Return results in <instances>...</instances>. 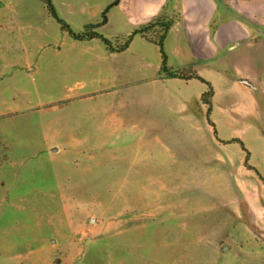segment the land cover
<instances>
[{
  "label": "rangeland",
  "instance_id": "1",
  "mask_svg": "<svg viewBox=\"0 0 264 264\" xmlns=\"http://www.w3.org/2000/svg\"><path fill=\"white\" fill-rule=\"evenodd\" d=\"M53 3L85 30L75 0ZM106 51L43 0H0V264H264V72L238 78L256 105L213 80V128L202 101L177 115L170 94L205 85L155 81L158 45Z\"/></svg>",
  "mask_w": 264,
  "mask_h": 264
},
{
  "label": "crops",
  "instance_id": "2",
  "mask_svg": "<svg viewBox=\"0 0 264 264\" xmlns=\"http://www.w3.org/2000/svg\"><path fill=\"white\" fill-rule=\"evenodd\" d=\"M114 1L75 0V12L78 13L77 30L83 31L88 25L99 24L103 12ZM170 8L177 11L179 17L164 40V51L167 52L170 63L168 69L171 72L191 69L209 82L213 87V104L219 96L213 81L216 80L227 87V94H223L226 104L239 102V97L242 96L256 105L257 100L253 93L257 90L256 86H250L247 81L246 85L242 81L246 85L244 87L238 78L242 76L250 80H260L263 76L264 52L262 54L258 50L262 48H256L259 47L256 39L264 36V0H120L117 6L109 10L107 23L98 31L100 34L107 32V37L102 35L111 40L129 37L135 30L152 22L165 9ZM43 19L44 25H35L41 31H45L47 27V21ZM135 40L153 47L157 45L155 40L138 35L126 51H106L104 58L110 56V59H117L119 55L130 50ZM87 50V53H95L93 48ZM154 76L155 81L164 80L187 86L194 81L165 79L167 77L161 72L160 63L157 64ZM205 89L207 90L206 85ZM206 90H201L197 97L190 98L170 94L174 99L177 115L183 116L187 112L191 114L189 103L201 101Z\"/></svg>",
  "mask_w": 264,
  "mask_h": 264
},
{
  "label": "trees",
  "instance_id": "3",
  "mask_svg": "<svg viewBox=\"0 0 264 264\" xmlns=\"http://www.w3.org/2000/svg\"><path fill=\"white\" fill-rule=\"evenodd\" d=\"M45 5L47 6V9L49 11V13L51 14V16L59 23L61 24L62 28L64 31H66L67 33H69V35L71 37H73L75 40L78 41H84V40H93V39H99L101 40L105 46L107 47V49L111 52V53H122L124 51H126L132 40L134 39V37L140 35L143 37H146V35L153 29L155 28H159L162 31V35L160 36L158 41H155L156 44L158 45L159 49H160V53L162 56V67H161V72L165 74V76L167 78H178V79H182V80H198L201 81L203 84H205L208 88V91L205 92L201 98V101L203 102V104L208 106V114H207V118L208 121L210 123V125L214 128V124L213 122L210 120V115L212 112V103L210 101V99L213 97V87L212 85L207 82L205 79L201 78L200 76L194 74V75H186L183 72H171L168 68H167V56L164 52V40L166 38L167 33L169 32V30L172 28V26L174 25V21H166L163 17V14H161L159 17H157L156 19H154L152 22L148 23L145 26H142L141 28L135 30L127 39L126 43L123 46H120L119 48H115L113 46L112 41H110L109 39L105 38L104 36H102L101 34H99L98 32H96L97 29H99L100 27H102L103 25H105L107 23V13L109 12V10L115 6H117L120 2V0H115L114 3L112 5H110L108 8H106V10L103 12V16H102V22L97 24V25H92V26H87L85 28V30L81 33H75L68 25L65 24V22L63 20H61L58 16L57 10L55 8V5L53 3V0H43ZM166 10V9H165ZM209 98V99H208ZM216 134V132H215ZM231 143H237L239 144L243 151H245L247 153V157L250 155L248 150L245 148L244 143L240 140H231ZM246 161L248 162V158L246 159Z\"/></svg>",
  "mask_w": 264,
  "mask_h": 264
},
{
  "label": "water",
  "instance_id": "4",
  "mask_svg": "<svg viewBox=\"0 0 264 264\" xmlns=\"http://www.w3.org/2000/svg\"><path fill=\"white\" fill-rule=\"evenodd\" d=\"M244 84L248 85V83L246 81L243 82Z\"/></svg>",
  "mask_w": 264,
  "mask_h": 264
}]
</instances>
